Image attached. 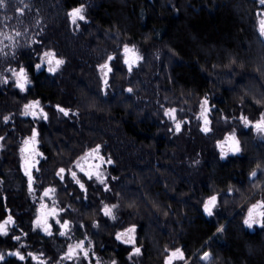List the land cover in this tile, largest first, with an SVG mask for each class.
Returning <instances> with one entry per match:
<instances>
[{"label": "trees", "instance_id": "trees-1", "mask_svg": "<svg viewBox=\"0 0 264 264\" xmlns=\"http://www.w3.org/2000/svg\"><path fill=\"white\" fill-rule=\"evenodd\" d=\"M81 4L86 22L73 25L67 13ZM258 12H264L258 0H3L0 73L9 82L0 83V221L11 214L15 224L0 236V264H37L28 252L43 253L44 264H164L176 248L185 259L174 264H264V227L243 224L247 208L264 201V137L240 121L243 114L255 122L264 112ZM124 44L142 58L131 73L123 64ZM46 50L65 60L55 74L46 64L33 67ZM110 54L119 59L105 92L98 65ZM20 65L31 81L23 93L6 71ZM205 97L211 108L207 134L198 119ZM26 100H39L48 119L22 115ZM164 108L176 109L183 122L179 133ZM4 116L11 117L7 123ZM33 127L43 156L37 157L30 193L20 148ZM233 130L241 151L222 159L217 141ZM97 144L113 161L101 168L110 191L78 172L85 199L70 173L60 181L56 172L75 170L78 160L87 168L80 158ZM48 187L56 191L43 202L51 207L55 201L66 210L62 219L71 222L65 236L54 220L52 235L33 229ZM213 194H219L218 204L209 217L202 204ZM104 204L117 206L115 219L103 216ZM132 224L141 253L129 259L132 249L115 234ZM80 240L89 258L62 259ZM17 249L24 261L7 255ZM204 251L208 261L200 259Z\"/></svg>", "mask_w": 264, "mask_h": 264}, {"label": "snow or ice", "instance_id": "snow-or-ice-1", "mask_svg": "<svg viewBox=\"0 0 264 264\" xmlns=\"http://www.w3.org/2000/svg\"><path fill=\"white\" fill-rule=\"evenodd\" d=\"M258 3L261 6H264V0H258ZM0 6H3V0H0ZM27 7V5H25ZM17 12H20L22 14L23 9L18 8ZM85 6L83 4L72 8L67 13V18L69 21L76 25L78 21H85L86 22V16H85ZM257 31L259 33V36L261 38H264V12H258L257 13ZM39 23V21L37 22ZM21 35L20 32H16L15 36L19 37ZM9 40H13L14 38L12 36L6 37ZM32 44H38L39 41L33 40L31 41ZM123 64L127 66V70L129 73L133 71L134 66L137 65V63L142 59L135 47H129L128 44L123 45ZM38 59L40 60V63H36L33 67L36 70H40L44 65H47V72L51 74H55L61 65L65 63V60L62 58H58L57 54L52 50H46L42 54L38 56ZM119 59L118 55L110 54L107 56L106 60L98 65V70L101 73L100 80L102 82V91L107 90V88L110 85V74L113 73L114 69L112 67V62ZM6 71L11 72V79L14 81V85L17 89H19L20 92H25L27 90V86L31 83L28 75V70L25 68V66L20 65L18 70L17 69H7ZM9 82V77L4 76L2 73H0V83L7 84ZM128 93H131L133 91L132 88L125 89ZM259 103V101H258ZM201 111L200 116L198 119L203 120V127L201 128V131L205 134L209 133L211 131L209 124L210 121L208 119V113L211 111V108L209 106V100L207 97H205L201 101ZM57 111L60 113H63L64 116L70 115V110L66 109L60 105H56ZM25 116H31L34 120L35 119H48L47 113L44 111V109L40 106L39 100H32L28 103H25L23 105V112L21 113ZM163 115L171 120L175 126V132L179 133L182 129V121L177 120L176 118V109L174 108H164L163 109ZM10 116H4L3 120L5 123H7L10 120ZM240 121L243 124L245 128H250L251 130L255 131L258 135L264 137V112H261L260 117L258 120L253 122L248 117L244 116L243 114L240 116ZM169 131H172V129H169ZM38 136L39 132L38 130L33 127L31 130V136L30 138H27L24 140V147L21 148V153H27V156L22 155V163L21 168L24 171L25 176H27L28 179V189L31 193L33 191V169H36L39 171V169L36 167V165L39 163V160L37 157H42L43 153L39 152L37 149L38 144ZM4 137H0V140H3ZM101 145L97 144L94 148H92L90 151L86 152L81 160H83L87 164V168L82 164L79 160L75 164V170L73 169H65L60 168L56 172V176L59 178L60 181H63L66 179V172L70 173L72 181H74L81 191V193L84 194V198H87V187L86 183L82 182V179L78 177V172L82 173L84 177L87 178V180H92L95 178L96 181H98L100 184L104 185V191H110V188L107 184V178L104 176V174L101 171L102 165L104 163L112 164L113 161L111 157H108L107 159L101 155ZM216 147L220 149V157L223 159L225 158L229 153L235 155L238 154L241 151L240 148V141L237 139L236 132L233 130L231 133L226 134L223 141H217ZM93 161L92 163H88V161ZM198 163V161H197ZM256 171H253L250 175L252 177L256 176ZM113 180L116 179L115 177L112 178ZM56 191L55 188L48 187L45 188L41 197L42 203L40 204V208L38 210V214L36 218L32 222L33 229L39 228L47 235H52V228L53 224L50 223V220H54L55 224L59 227V235L65 236L71 229V222L66 219H62L61 213L65 212L66 210L64 208H58L55 206V201H53V206H49L46 203L43 202L44 198H47L50 196V194L54 193ZM232 189H229V192H231ZM218 195L219 194H213L208 196L206 199H204L202 208L204 214L211 217L214 214V209L217 207L218 204ZM116 205H107L104 204L103 207L100 209L103 216L109 217L111 219H115V216L113 214V210L116 208ZM15 221L11 214L7 215V217L0 221V236H7L9 234V226L14 225ZM243 224L247 226V228L251 229L254 225H259L261 227H264V201H257L254 204H251V206L248 207L247 215L243 219ZM96 226L95 224L93 225ZM80 227H84V225H80ZM224 227L221 226L216 229L217 233L223 232ZM136 231H137V225L132 224L128 226L127 228H124L123 231H117L115 234V239L117 241L122 242L125 245L131 246V252L129 253V259H131L133 256L140 255L141 249L137 247V237H136ZM26 235V234H25ZM15 241H20V236H12L11 237ZM87 239V238H85ZM91 242L89 241V244ZM23 245L21 246V248ZM9 256H13L17 258L20 261H24L26 259V256L22 253L21 249H17L15 251H9L7 253ZM43 253L37 255L32 252L27 253V257H30L33 261H36L37 264H44V261L41 259ZM83 256L85 260L89 258V248L85 246V240L77 241L75 244H69L67 252L64 254L62 259H68L71 260L74 257ZM184 253L180 248H176L175 250L168 253L165 257L164 264H174V261L177 260H184ZM201 261H208L210 259V253L204 252L203 255L200 257ZM5 260V254L0 253V261ZM97 264L99 262L97 261ZM112 264H116V261H113ZM185 264H187V261H185Z\"/></svg>", "mask_w": 264, "mask_h": 264}, {"label": "rangeland", "instance_id": "rangeland-1", "mask_svg": "<svg viewBox=\"0 0 264 264\" xmlns=\"http://www.w3.org/2000/svg\"><path fill=\"white\" fill-rule=\"evenodd\" d=\"M28 102V100H26L24 103H23V105L25 104V103H27ZM22 105V106H23ZM23 144H24V142H23ZM22 144V145H23ZM260 184H258V186H259ZM254 204V203H253ZM247 210H248V208H247ZM247 210H246V214L245 215H247ZM255 228V225L251 228V230H253ZM128 247H130L131 248V246L130 245H127ZM204 252H207V251H204ZM202 255H203V253H202ZM201 254H200V257L202 256Z\"/></svg>", "mask_w": 264, "mask_h": 264}, {"label": "water", "instance_id": "water-1", "mask_svg": "<svg viewBox=\"0 0 264 264\" xmlns=\"http://www.w3.org/2000/svg\"><path fill=\"white\" fill-rule=\"evenodd\" d=\"M22 147H24V144L21 146V148ZM21 148H20V152H21ZM22 154V153H21ZM23 155V154H22ZM24 155H27V153H24ZM254 177H252L251 175H250V179H253Z\"/></svg>", "mask_w": 264, "mask_h": 264}, {"label": "flooded vegetation", "instance_id": "flooded-vegetation-1", "mask_svg": "<svg viewBox=\"0 0 264 264\" xmlns=\"http://www.w3.org/2000/svg\"><path fill=\"white\" fill-rule=\"evenodd\" d=\"M24 155V154H23Z\"/></svg>", "mask_w": 264, "mask_h": 264}]
</instances>
